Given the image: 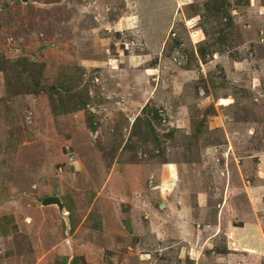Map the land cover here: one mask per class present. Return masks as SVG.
<instances>
[{
    "label": "rangeland",
    "instance_id": "obj_1",
    "mask_svg": "<svg viewBox=\"0 0 264 264\" xmlns=\"http://www.w3.org/2000/svg\"><path fill=\"white\" fill-rule=\"evenodd\" d=\"M259 248L264 0H0V264Z\"/></svg>",
    "mask_w": 264,
    "mask_h": 264
},
{
    "label": "water",
    "instance_id": "obj_2",
    "mask_svg": "<svg viewBox=\"0 0 264 264\" xmlns=\"http://www.w3.org/2000/svg\"><path fill=\"white\" fill-rule=\"evenodd\" d=\"M42 203L43 204L55 203V204H57L59 206L60 210H62L60 199L57 196L44 197L43 200H42Z\"/></svg>",
    "mask_w": 264,
    "mask_h": 264
},
{
    "label": "crops",
    "instance_id": "obj_3",
    "mask_svg": "<svg viewBox=\"0 0 264 264\" xmlns=\"http://www.w3.org/2000/svg\"><path fill=\"white\" fill-rule=\"evenodd\" d=\"M248 202H249V201H248ZM223 205H224V204L221 202L220 207L223 206ZM218 210H220V209H218ZM260 250H261V252H264V251H262V249L259 248L258 251H260Z\"/></svg>",
    "mask_w": 264,
    "mask_h": 264
}]
</instances>
